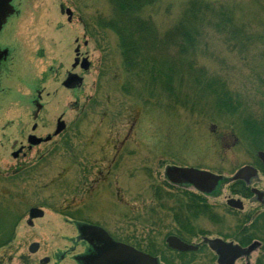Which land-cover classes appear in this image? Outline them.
<instances>
[{
    "label": "rangeland",
    "instance_id": "obj_1",
    "mask_svg": "<svg viewBox=\"0 0 264 264\" xmlns=\"http://www.w3.org/2000/svg\"><path fill=\"white\" fill-rule=\"evenodd\" d=\"M189 1L158 0L159 4L151 13L161 34L179 20ZM196 2L209 8L208 23L201 28L205 37L196 56L197 66L207 71L211 78L225 82L237 95L240 100L238 115H252L260 122L264 117V97L261 99L260 95L259 100L254 101L257 94L253 87L258 90L260 87L263 92L264 0ZM61 6L72 10L71 21L61 13ZM13 7L19 14L4 26L1 37L14 47L15 62L14 75L5 82L6 93L0 95V129L11 124L6 129L5 140L18 137L21 125L29 126L28 132L32 124L38 122L30 113L36 108L34 99L43 107L37 135L42 139L48 134L53 135L56 119L63 113L67 129L63 135L29 154V171L37 174L21 180L13 174L17 162L11 157L12 142L5 141L4 147L0 148V188L8 190L9 194L21 188L34 190L38 200L45 199L46 203H49V194H53L50 203L56 209L70 204L73 211L77 210L82 196L80 156L83 148L88 157L87 167L95 168H90L93 175L88 182H95L101 176L104 179L115 151H121V144L129 140L118 157L116 177L96 188L98 195L92 199L93 210L86 214L110 230L117 228L126 235H134L136 239L130 244L148 250L155 243L159 251L172 257L165 245L164 231L161 234L159 230L161 224L169 223V220L162 221L166 212H161L153 203L152 188L160 185L159 179L168 165H203L215 170L224 169L226 176H231L236 168L252 162L255 156L252 146L230 132L231 123H235L238 130L241 122L237 116L224 123L205 121L183 108L171 116L164 108L151 107L150 103L155 101L149 98L142 101L139 97L126 96L123 90L120 92L118 86H124L125 81H121L117 72L120 68L117 36L111 30L93 24L95 19L100 23L109 18L112 12L110 0H14ZM94 28L95 38L89 32ZM85 41L87 45H84ZM78 44L82 53L88 56L90 68L86 72L78 70L84 82L73 91L62 83L67 71L72 70ZM111 62L114 71H109ZM115 72L117 76H114ZM38 91H43L42 98H37ZM80 108L85 109V116ZM223 133L226 136L223 137ZM35 150L38 159L46 158L32 170ZM95 159L98 160L95 162ZM6 167L12 168L11 174H5ZM109 187L118 188L119 196ZM0 206L4 208L2 204ZM45 213L47 216L40 224L47 233L49 230L50 233L61 232L60 217L52 210H45ZM5 221L7 217L0 218V236ZM10 229L9 226L6 231ZM26 229L25 224L20 225L18 232ZM69 234L75 235L72 227ZM58 241L55 244L61 247L63 244ZM206 254L208 256L197 255L195 264H215L211 255ZM256 257L252 264H256ZM176 260L171 261L175 263ZM237 264H243V260Z\"/></svg>",
    "mask_w": 264,
    "mask_h": 264
},
{
    "label": "flooded vegetation",
    "instance_id": "obj_2",
    "mask_svg": "<svg viewBox=\"0 0 264 264\" xmlns=\"http://www.w3.org/2000/svg\"><path fill=\"white\" fill-rule=\"evenodd\" d=\"M13 1L11 2L12 7ZM16 12L13 7V13L8 16L0 29V95L6 93L5 82L13 74L12 67L15 62L14 47L6 40H1L2 30L12 17L19 14ZM84 37H86L85 33ZM87 44L85 41L84 45ZM87 58L88 56L82 53L81 46L78 44L75 48L72 70L67 71L62 83L65 88L74 91L81 87L84 78L80 71L86 72L83 68V61ZM53 74L56 75L54 71ZM73 75L78 77V82L69 83L68 87L65 86L67 80ZM42 92L36 93L37 98H42ZM32 101L36 108L31 109L30 113L38 121L33 123L28 131L32 133L27 132L29 126L21 125L17 131L18 137L5 140L7 138L6 129L11 124L2 126L0 129V148L4 147L5 141L12 142L11 157L17 162L13 174L19 176L20 180L37 174V172L29 171L27 165L30 161L29 154H32L34 149L42 144H48L53 138L63 135L67 129L63 113L56 119L53 135L48 134L45 137L51 136L50 141L31 144V136L43 138L37 135L43 107L35 99ZM79 110L82 116H85V109L80 108ZM82 119L84 121L85 117ZM59 122L64 123L65 129L54 136ZM127 142L121 144V151ZM260 143L263 144V148L254 154L253 161L236 168L231 176H226L224 169L223 171L218 168L215 170L203 165H168L165 167L162 178L159 179L160 185L152 189L153 203L161 212H166L162 221L169 220V223L161 224L159 230L161 234L164 231L166 248L172 252L170 258L166 253L159 251L155 243L150 248L148 247V250L141 249L129 243L136 239L134 235H126L117 228L110 230L107 225L88 217L86 213L93 210L94 200L92 199L98 195L97 190L100 188L98 186L105 182L108 183L113 176L116 177L119 168L118 157L121 151H115L116 154L113 155L107 172L103 171L104 179L101 176L95 182L90 180L93 182L90 183L88 181L93 175L90 170L95 168L87 167L88 157L84 147L80 156L82 196L77 210L73 211L70 204L59 206L62 210L56 209L54 204L50 203L54 199L53 194H49V203H46L45 199L38 200L34 190L21 188L14 194L13 191L9 194L8 190L0 188V204L4 207L0 206L2 208L0 218L7 217L4 223L6 228L9 226L11 228L6 231L4 225L2 227L4 231L1 230L0 264H195L198 262L197 255H207L206 252L209 256L211 255L212 263L220 264L221 255L217 249L214 250L211 247L213 241L223 242L240 249L241 253L233 264L242 260L243 264H252L254 256H257L256 264L264 262V162L259 157V153H264V141L261 140ZM35 154L34 165L30 168L32 170L38 167L37 163L45 161L46 158L42 156L38 159L37 150ZM97 160L95 159V162ZM245 168L250 170L242 173ZM4 171L5 174H11L12 168L6 167ZM98 171L102 172L100 169ZM91 184H94V188L90 187ZM109 188L112 192H116L117 197L119 196L118 188L115 190ZM13 201L16 203L14 204ZM34 209L41 210L42 216L33 215L32 210ZM45 210H52L60 217L62 231L57 232L58 234L50 233V230L47 233L48 230L40 224V221L47 216ZM24 224L27 229L22 233L18 232L20 225ZM71 227L75 230L73 236L69 234ZM45 235L47 237L44 241H40ZM58 240L63 244L61 247L55 244L59 243ZM173 258L179 261L176 260L174 263L171 261Z\"/></svg>",
    "mask_w": 264,
    "mask_h": 264
},
{
    "label": "trees",
    "instance_id": "obj_3",
    "mask_svg": "<svg viewBox=\"0 0 264 264\" xmlns=\"http://www.w3.org/2000/svg\"><path fill=\"white\" fill-rule=\"evenodd\" d=\"M110 4L109 18L100 23L95 19L93 24L117 36L120 59V72H117L121 81H125L124 86H118L120 92L123 90L126 96L139 97L142 101L149 98L155 101L150 103L151 107L164 108L171 116L181 108L211 122L224 123L237 116L241 126L237 130L236 124L231 123V134L248 142L254 154L263 148L260 141H264V117L258 122L252 115H238L237 95L225 82L211 78L197 66L196 56L205 37L201 28L209 20L207 6L190 0L179 20L161 34L151 13L159 4L158 0H110ZM94 30L89 32L95 38ZM111 67L109 71L113 69L112 62ZM262 83L264 85V81ZM253 88L257 94L254 101H258L260 95L262 99L264 89L261 92L260 87L259 90ZM243 115L247 114L243 112Z\"/></svg>",
    "mask_w": 264,
    "mask_h": 264
},
{
    "label": "water",
    "instance_id": "obj_4",
    "mask_svg": "<svg viewBox=\"0 0 264 264\" xmlns=\"http://www.w3.org/2000/svg\"><path fill=\"white\" fill-rule=\"evenodd\" d=\"M13 0H0V29L2 28L3 24L5 23L6 19L8 16H10L13 13V7L11 6V2ZM61 13L66 14L68 16V20L71 21L73 17V12L70 9H65L63 6H61ZM83 68L85 70H89L90 68V63L88 59H84L83 61ZM78 82V77L73 75L71 78L67 80L65 83V86H69V83ZM41 108V106H39ZM65 129V125L63 122H59L57 130L54 134V136H57L60 134L63 130ZM52 139L51 136L42 139V138H37L36 136H31V144L36 145V144H41L44 141H50ZM259 157L261 160L264 162V153L261 152L259 153ZM247 170H250L249 168H245L242 173H245ZM32 214L35 216H42V211L38 209L32 210ZM211 247L214 250H218V253L221 255V258L219 260L220 264H233L234 260L239 256L241 253L239 248L233 247L231 245H226L223 242L219 241H213L211 242Z\"/></svg>",
    "mask_w": 264,
    "mask_h": 264
}]
</instances>
